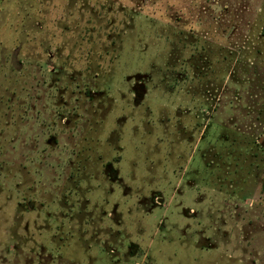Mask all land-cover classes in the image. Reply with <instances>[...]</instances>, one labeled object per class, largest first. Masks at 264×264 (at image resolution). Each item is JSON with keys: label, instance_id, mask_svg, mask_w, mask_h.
Listing matches in <instances>:
<instances>
[{"label": "rangeland", "instance_id": "1", "mask_svg": "<svg viewBox=\"0 0 264 264\" xmlns=\"http://www.w3.org/2000/svg\"><path fill=\"white\" fill-rule=\"evenodd\" d=\"M263 5L0 0V264H264Z\"/></svg>", "mask_w": 264, "mask_h": 264}, {"label": "trees", "instance_id": "2", "mask_svg": "<svg viewBox=\"0 0 264 264\" xmlns=\"http://www.w3.org/2000/svg\"><path fill=\"white\" fill-rule=\"evenodd\" d=\"M256 17L247 25V36L238 43L234 41L236 48L232 53L233 68L253 70L255 74L258 69H264V5Z\"/></svg>", "mask_w": 264, "mask_h": 264}]
</instances>
